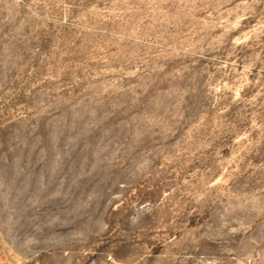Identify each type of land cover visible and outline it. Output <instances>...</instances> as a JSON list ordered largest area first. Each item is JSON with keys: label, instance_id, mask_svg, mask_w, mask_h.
<instances>
[{"label": "rangeland", "instance_id": "rangeland-1", "mask_svg": "<svg viewBox=\"0 0 264 264\" xmlns=\"http://www.w3.org/2000/svg\"><path fill=\"white\" fill-rule=\"evenodd\" d=\"M0 264H264V0H0Z\"/></svg>", "mask_w": 264, "mask_h": 264}]
</instances>
